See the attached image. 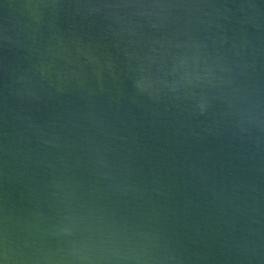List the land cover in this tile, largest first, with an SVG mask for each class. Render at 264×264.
Segmentation results:
<instances>
[{"label": "water", "instance_id": "1", "mask_svg": "<svg viewBox=\"0 0 264 264\" xmlns=\"http://www.w3.org/2000/svg\"><path fill=\"white\" fill-rule=\"evenodd\" d=\"M0 264H264V0H0Z\"/></svg>", "mask_w": 264, "mask_h": 264}]
</instances>
